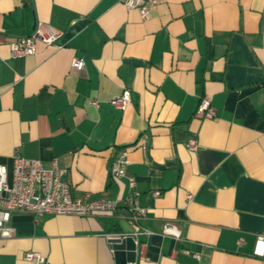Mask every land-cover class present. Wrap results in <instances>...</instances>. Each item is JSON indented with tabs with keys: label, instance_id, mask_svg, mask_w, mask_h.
<instances>
[{
	"label": "crops",
	"instance_id": "1",
	"mask_svg": "<svg viewBox=\"0 0 264 264\" xmlns=\"http://www.w3.org/2000/svg\"><path fill=\"white\" fill-rule=\"evenodd\" d=\"M38 23L61 33L60 49L36 40L35 55L12 57L10 43ZM124 90L130 104L120 111L108 101ZM203 97L213 119L195 116ZM119 148L133 189L109 174ZM15 152L56 160L72 198L118 208L85 218L15 212L0 264H32L26 251L48 264H116L107 236L133 231L135 264H264L252 255L264 233V0H158L146 21L115 0H0L9 176ZM132 192L145 212L136 225Z\"/></svg>",
	"mask_w": 264,
	"mask_h": 264
},
{
	"label": "built area",
	"instance_id": "2",
	"mask_svg": "<svg viewBox=\"0 0 264 264\" xmlns=\"http://www.w3.org/2000/svg\"><path fill=\"white\" fill-rule=\"evenodd\" d=\"M122 3L127 10H136L141 20L149 18L151 9L157 4L158 0H115ZM61 33L56 29L38 23L30 36L21 37L13 40L9 47L11 56L21 58L36 54L35 41L38 40L46 46H55ZM71 67L77 71L84 68L81 58H73ZM113 108L123 111L130 104V93L124 90L120 95L108 101ZM95 107L97 101H91ZM195 116L199 119H213L215 111L211 106L209 97H203L199 101L195 110ZM187 148L194 151L197 148L195 138H190ZM129 164L128 152L124 148H119L113 162L109 168L112 180L116 181L126 177L129 188L135 186L134 177L126 175V168ZM66 169L61 167L56 160L50 165H45L38 159L26 158L17 152L12 157V168L10 176L5 166L0 165V239H8L13 236V229L7 226L10 216L15 212L27 213L32 215H56V216H76L90 217L95 214L112 216L116 213L118 205L112 200H92L82 201L72 198L69 187L65 181ZM156 196L159 192L154 193ZM137 193L125 200L126 210L129 213V224L136 225L138 220L145 216V212L137 206ZM163 232L174 237L178 236L176 228L166 224ZM137 231L130 234H112L107 238L124 239L131 237L134 240L135 253H138ZM240 243V242H239ZM140 256L142 252L139 251ZM252 255L264 260V233L255 236ZM23 259L32 264H48L47 258L38 252L26 251ZM129 264H135L129 263Z\"/></svg>",
	"mask_w": 264,
	"mask_h": 264
},
{
	"label": "water",
	"instance_id": "3",
	"mask_svg": "<svg viewBox=\"0 0 264 264\" xmlns=\"http://www.w3.org/2000/svg\"><path fill=\"white\" fill-rule=\"evenodd\" d=\"M108 242L112 246L116 264H128L135 261V245L131 237L124 239L111 238Z\"/></svg>",
	"mask_w": 264,
	"mask_h": 264
}]
</instances>
